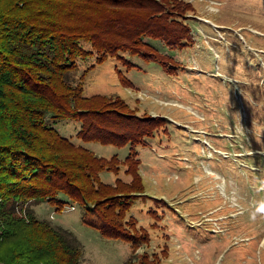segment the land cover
Segmentation results:
<instances>
[{"label":"rangeland","instance_id":"1","mask_svg":"<svg viewBox=\"0 0 264 264\" xmlns=\"http://www.w3.org/2000/svg\"><path fill=\"white\" fill-rule=\"evenodd\" d=\"M181 1L193 6L186 13L193 44L172 49L148 40L178 66L176 74L126 53L128 63L115 56L96 63L95 54L77 60L73 75L84 96H118L136 114L165 120L136 147L145 195L128 214L148 233L147 244L132 249L103 238L76 202L62 210L30 203L37 218L75 237L80 264H138L143 252L154 255L146 264H264V206H256L260 194L264 200V0ZM54 126L76 145L117 159V174L99 173L103 183L130 182L128 146L82 142L75 120Z\"/></svg>","mask_w":264,"mask_h":264},{"label":"trees","instance_id":"2","mask_svg":"<svg viewBox=\"0 0 264 264\" xmlns=\"http://www.w3.org/2000/svg\"><path fill=\"white\" fill-rule=\"evenodd\" d=\"M192 9L181 0H0V264H80L75 237L37 218L30 203L62 210L76 202L85 223L103 238L132 249L149 242L128 214L145 195L136 147L145 146L165 120L136 114L118 96H84L73 73L78 58L95 54L96 63L107 56L127 62L126 53L176 74L178 66L148 40L172 49L192 45L186 19ZM67 119L80 123L82 142L128 146L130 182L103 183L99 173L117 174V159L63 137L54 124ZM261 195L257 208L264 206ZM150 257L143 252L138 264Z\"/></svg>","mask_w":264,"mask_h":264},{"label":"built area","instance_id":"3","mask_svg":"<svg viewBox=\"0 0 264 264\" xmlns=\"http://www.w3.org/2000/svg\"><path fill=\"white\" fill-rule=\"evenodd\" d=\"M219 36H220V34H218ZM220 38H221V36H220ZM223 38V37H222ZM70 209H73V207L72 206H70ZM50 218H52V216L50 217Z\"/></svg>","mask_w":264,"mask_h":264}]
</instances>
